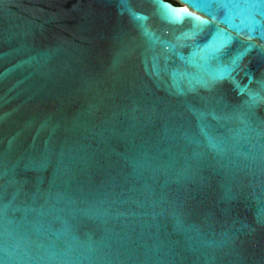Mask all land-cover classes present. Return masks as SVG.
I'll use <instances>...</instances> for the list:
<instances>
[{
  "label": "water",
  "instance_id": "95a60500",
  "mask_svg": "<svg viewBox=\"0 0 264 264\" xmlns=\"http://www.w3.org/2000/svg\"><path fill=\"white\" fill-rule=\"evenodd\" d=\"M173 1L0 0V264H264V0Z\"/></svg>",
  "mask_w": 264,
  "mask_h": 264
},
{
  "label": "snow or ice",
  "instance_id": "6c2138e0",
  "mask_svg": "<svg viewBox=\"0 0 264 264\" xmlns=\"http://www.w3.org/2000/svg\"><path fill=\"white\" fill-rule=\"evenodd\" d=\"M185 2L188 3L190 6L195 7L197 9L202 8V4L200 0H185ZM154 3H156L157 5L158 13L161 15V18L165 20V22L167 23L182 24L187 19L192 22L194 29L208 23L207 21H202L197 17L191 16L186 11L182 12L172 6L161 4L159 0H154ZM188 34L189 33H185L184 35H188ZM221 36L223 37L222 43L224 44H227L229 40L232 39L231 37L225 36L223 33H221Z\"/></svg>",
  "mask_w": 264,
  "mask_h": 264
},
{
  "label": "flooded vegetation",
  "instance_id": "af4514ba",
  "mask_svg": "<svg viewBox=\"0 0 264 264\" xmlns=\"http://www.w3.org/2000/svg\"><path fill=\"white\" fill-rule=\"evenodd\" d=\"M167 1H169V0H167ZM169 2H171L172 4H175V2L173 0H170Z\"/></svg>",
  "mask_w": 264,
  "mask_h": 264
},
{
  "label": "trees",
  "instance_id": "16d2710c",
  "mask_svg": "<svg viewBox=\"0 0 264 264\" xmlns=\"http://www.w3.org/2000/svg\"><path fill=\"white\" fill-rule=\"evenodd\" d=\"M170 1V0H169Z\"/></svg>",
  "mask_w": 264,
  "mask_h": 264
}]
</instances>
